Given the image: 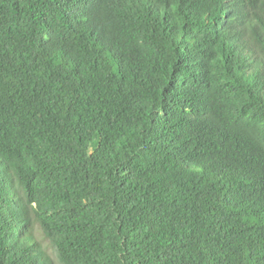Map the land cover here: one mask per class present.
<instances>
[{"label": "trees", "instance_id": "trees-1", "mask_svg": "<svg viewBox=\"0 0 264 264\" xmlns=\"http://www.w3.org/2000/svg\"><path fill=\"white\" fill-rule=\"evenodd\" d=\"M0 264H264V0H0Z\"/></svg>", "mask_w": 264, "mask_h": 264}, {"label": "rangeland", "instance_id": "rangeland-1", "mask_svg": "<svg viewBox=\"0 0 264 264\" xmlns=\"http://www.w3.org/2000/svg\"><path fill=\"white\" fill-rule=\"evenodd\" d=\"M43 243L45 244V246H46V248L48 249V251L51 252V250H50L49 246L47 245V243H46V242H43ZM51 254H52V253H51Z\"/></svg>", "mask_w": 264, "mask_h": 264}]
</instances>
